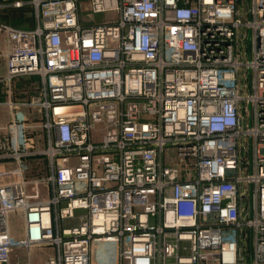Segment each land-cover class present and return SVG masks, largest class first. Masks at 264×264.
<instances>
[{"label":"built area","instance_id":"built-area-1","mask_svg":"<svg viewBox=\"0 0 264 264\" xmlns=\"http://www.w3.org/2000/svg\"><path fill=\"white\" fill-rule=\"evenodd\" d=\"M82 1H16L33 29L0 19L9 95L43 82L7 101L0 264L52 246L47 264H264V0H87L114 14L91 26ZM20 105L45 112V149Z\"/></svg>","mask_w":264,"mask_h":264},{"label":"crops","instance_id":"crops-1","mask_svg":"<svg viewBox=\"0 0 264 264\" xmlns=\"http://www.w3.org/2000/svg\"><path fill=\"white\" fill-rule=\"evenodd\" d=\"M18 0H0V19L12 26L33 29L37 20L34 17L32 9L25 5L24 7H15L14 3ZM27 1V0H25ZM4 37L0 35V130H3V135L0 136V172L14 170L16 165L13 160L7 155L10 153L9 148V131L8 127L12 120V113L7 106V101L12 100L16 103L25 104L31 101L34 97L39 95L41 88H43L42 79L39 76H20L12 81L10 86L11 95H9V85L4 81L7 74V64L1 54L5 51ZM17 118L25 121L31 125L37 127L38 146L43 144L45 149L47 147V133L41 131L40 127L45 119V112L32 108L26 105H20L15 112ZM42 159L40 157L30 158L29 162L32 168V174L34 172V162ZM38 161L36 162V171L40 173L44 171V167H38ZM33 174V175H38ZM18 213L10 215V218L15 217ZM21 218V224L18 227H11V232L15 237L22 238L24 236V222ZM57 253V248L52 247H37L32 248L27 255V251L19 249L14 251L13 260L24 262L30 260L31 264H47L48 259Z\"/></svg>","mask_w":264,"mask_h":264},{"label":"rangeland","instance_id":"rangeland-1","mask_svg":"<svg viewBox=\"0 0 264 264\" xmlns=\"http://www.w3.org/2000/svg\"><path fill=\"white\" fill-rule=\"evenodd\" d=\"M249 4V2H248ZM88 1L87 0H83L81 2V5H80V17H81V22L83 25L85 26H91V25H97V24H103L111 19H113L114 17V14L111 13V12H108V13H102V14H92L90 13V10L88 9ZM3 135V130H0V136ZM39 149H43L44 146L43 144L41 143V145L38 146ZM174 157V151H170L169 153V159L168 161L169 162H172V158ZM38 161V167L39 166H42V167H45V171L47 169L46 167V161L45 160H41V162H39L40 160H37ZM34 162V172L33 174H37L38 172L36 171V162ZM173 163H174V160H173ZM44 189V188H43ZM41 189V193L45 192L46 190L44 189ZM21 224V218H20V214H17L15 217H12L10 218V225L11 227H18L19 225ZM185 243L182 244V247L184 246Z\"/></svg>","mask_w":264,"mask_h":264}]
</instances>
